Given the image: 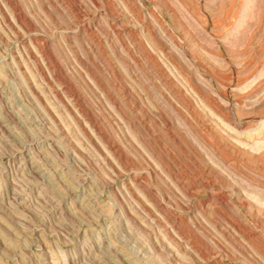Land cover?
I'll return each instance as SVG.
<instances>
[{
    "label": "rangeland",
    "instance_id": "1",
    "mask_svg": "<svg viewBox=\"0 0 264 264\" xmlns=\"http://www.w3.org/2000/svg\"><path fill=\"white\" fill-rule=\"evenodd\" d=\"M0 264H264V0H0Z\"/></svg>",
    "mask_w": 264,
    "mask_h": 264
}]
</instances>
